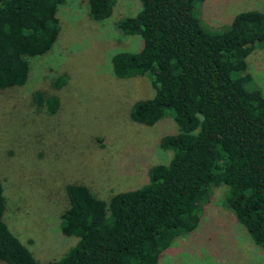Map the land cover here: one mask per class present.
Segmentation results:
<instances>
[{"label":"trees","instance_id":"trees-1","mask_svg":"<svg viewBox=\"0 0 264 264\" xmlns=\"http://www.w3.org/2000/svg\"><path fill=\"white\" fill-rule=\"evenodd\" d=\"M117 0H86L91 21L108 18ZM140 9L115 24L140 39L137 52L110 58L117 79L148 76L153 95L131 103L129 119L151 127L169 119L174 132L159 139L165 164L148 168L139 188L99 200L81 185L64 189L67 206L56 229L75 243L58 259L40 263L2 221L3 264H158L173 239L191 233L210 190L264 253V96L249 88L245 58L264 46V12L236 14L222 31L203 28L194 15L202 0H137ZM64 0H0V91L24 85L30 58L47 53L59 32ZM58 77L54 87L63 85ZM50 114L53 97L35 93Z\"/></svg>","mask_w":264,"mask_h":264},{"label":"rangeland","instance_id":"rangeland-1","mask_svg":"<svg viewBox=\"0 0 264 264\" xmlns=\"http://www.w3.org/2000/svg\"><path fill=\"white\" fill-rule=\"evenodd\" d=\"M139 9L137 0H117L108 18L94 22L86 0H64L50 50L29 59L23 86L0 91L2 221L40 263L58 259L75 243L56 229L67 206L66 186L81 185L107 201L139 188L148 168L171 157L158 148L159 139L174 132L171 120L146 127L128 117L132 102L152 97L150 78L117 79L111 71L114 53L137 52L140 39L122 35L115 24ZM247 11L264 12V0H202L194 6L211 31L226 29ZM245 63L249 88L264 96V46ZM61 76L65 81L55 88ZM35 93L55 98L56 111L36 106ZM210 194L196 229L173 239L158 264H264L262 250L221 205L222 187Z\"/></svg>","mask_w":264,"mask_h":264}]
</instances>
